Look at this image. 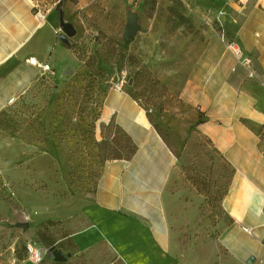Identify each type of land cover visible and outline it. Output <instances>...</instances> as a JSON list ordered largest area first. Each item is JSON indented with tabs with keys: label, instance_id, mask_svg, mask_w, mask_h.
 I'll return each mask as SVG.
<instances>
[{
	"label": "crops",
	"instance_id": "crops-1",
	"mask_svg": "<svg viewBox=\"0 0 264 264\" xmlns=\"http://www.w3.org/2000/svg\"><path fill=\"white\" fill-rule=\"evenodd\" d=\"M182 1L205 35L184 90L164 109L119 83L108 91L105 109L133 152L108 161L69 237L77 254L103 247L119 264H264V0ZM50 24L32 0H0V114L39 66L74 61ZM223 35L241 44L255 76L225 51ZM201 140L232 170L216 202L225 218H208L206 195L185 182L184 166L212 161Z\"/></svg>",
	"mask_w": 264,
	"mask_h": 264
},
{
	"label": "rangeland",
	"instance_id": "rangeland-1",
	"mask_svg": "<svg viewBox=\"0 0 264 264\" xmlns=\"http://www.w3.org/2000/svg\"><path fill=\"white\" fill-rule=\"evenodd\" d=\"M32 2L74 61H49V70V63L39 66L31 85L0 114V264H32L30 241L48 250L41 264H119L103 247L97 255L77 254L69 237L72 214L96 192L108 161L133 152L105 109L108 91L124 81L123 89L142 105L164 109L180 98L192 52L205 44V35L182 0ZM59 6L76 29L69 45L60 39ZM130 10L139 14L141 29L127 42ZM201 144V155L212 161L184 166L183 174L186 184L206 195L205 212L214 219L232 170L214 161L207 141ZM48 220L55 225L46 227ZM22 222L30 228L19 227ZM38 229L53 237L54 247L39 240Z\"/></svg>",
	"mask_w": 264,
	"mask_h": 264
},
{
	"label": "built area",
	"instance_id": "built-area-1",
	"mask_svg": "<svg viewBox=\"0 0 264 264\" xmlns=\"http://www.w3.org/2000/svg\"><path fill=\"white\" fill-rule=\"evenodd\" d=\"M223 40L226 44L227 50L238 60L239 64H241L242 66L246 67L249 70V76L251 77L255 76V71L252 68V59L250 56L246 55L241 44L237 40L229 39L225 35H223ZM28 61L31 64H36L33 58H29ZM45 68L49 70L50 66L47 65ZM119 84L123 86L124 81H121V83ZM262 85L264 87V83ZM16 101L17 98H11L9 100V103L14 104ZM263 142H264V138H263ZM26 248L28 252V259L32 264H41L45 255H47L48 252V250L45 247L33 241L28 242Z\"/></svg>",
	"mask_w": 264,
	"mask_h": 264
},
{
	"label": "water",
	"instance_id": "water-1",
	"mask_svg": "<svg viewBox=\"0 0 264 264\" xmlns=\"http://www.w3.org/2000/svg\"><path fill=\"white\" fill-rule=\"evenodd\" d=\"M60 20L63 33L60 34V39L65 44H70V38L76 35V29L74 25L65 20L64 12L60 10ZM141 29L140 17L139 14L130 10L127 14V24L125 27L124 36L126 39L133 40L136 33ZM116 82V79H115ZM19 227H22L24 230L30 228V222H22L18 224Z\"/></svg>",
	"mask_w": 264,
	"mask_h": 264
},
{
	"label": "trees",
	"instance_id": "trees-1",
	"mask_svg": "<svg viewBox=\"0 0 264 264\" xmlns=\"http://www.w3.org/2000/svg\"><path fill=\"white\" fill-rule=\"evenodd\" d=\"M58 10L60 11L61 10V6L58 7ZM127 42H129V40L127 39L126 40ZM55 225V222L52 221V220H48L46 222V227H50V226H54ZM37 236L39 237V240L45 244L47 247H54L55 245V240L53 239V237L51 235H49L48 233H45L41 230L38 229L37 231ZM16 252V250H15ZM27 255H28V252H27Z\"/></svg>",
	"mask_w": 264,
	"mask_h": 264
},
{
	"label": "bare ground",
	"instance_id": "bare-ground-1",
	"mask_svg": "<svg viewBox=\"0 0 264 264\" xmlns=\"http://www.w3.org/2000/svg\"><path fill=\"white\" fill-rule=\"evenodd\" d=\"M34 61H35V62H37V60H36V59H34Z\"/></svg>",
	"mask_w": 264,
	"mask_h": 264
}]
</instances>
